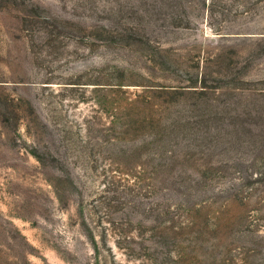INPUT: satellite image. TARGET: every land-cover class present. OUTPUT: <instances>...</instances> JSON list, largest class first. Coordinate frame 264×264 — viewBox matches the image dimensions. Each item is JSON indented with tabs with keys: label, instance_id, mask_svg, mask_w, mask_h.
<instances>
[{
	"label": "rangeland",
	"instance_id": "obj_1",
	"mask_svg": "<svg viewBox=\"0 0 264 264\" xmlns=\"http://www.w3.org/2000/svg\"><path fill=\"white\" fill-rule=\"evenodd\" d=\"M0 264H264V0H0Z\"/></svg>",
	"mask_w": 264,
	"mask_h": 264
}]
</instances>
